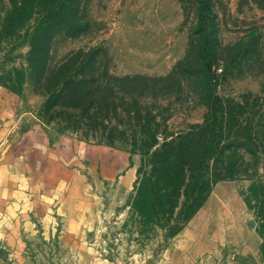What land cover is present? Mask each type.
<instances>
[{"label": "rangeland", "instance_id": "1", "mask_svg": "<svg viewBox=\"0 0 264 264\" xmlns=\"http://www.w3.org/2000/svg\"><path fill=\"white\" fill-rule=\"evenodd\" d=\"M206 128L221 176L192 218L148 221L151 154ZM256 181L264 0H0V264H236L245 243L264 259Z\"/></svg>", "mask_w": 264, "mask_h": 264}, {"label": "trees", "instance_id": "2", "mask_svg": "<svg viewBox=\"0 0 264 264\" xmlns=\"http://www.w3.org/2000/svg\"><path fill=\"white\" fill-rule=\"evenodd\" d=\"M14 6L16 10H23L15 2ZM66 78H68L69 84H75V79H72V76L67 75ZM141 78L142 76H126L124 78L115 77L114 80L134 82ZM158 79L161 78H155V80ZM213 81L215 80H208V85L206 84L209 97L214 95ZM150 86H152L151 83ZM106 91H110L109 94L118 99L117 102H111L110 108L106 105L107 110L110 109L111 112L117 113L119 105H123L126 96H120L119 93L114 92V88H107L103 90L102 94L105 95ZM95 103L96 101L93 99L89 107H93ZM126 111L131 112V110ZM150 124L151 120H148L145 128H149ZM199 128H203V126H199ZM207 130L208 128L204 132L194 130L188 134V139L171 145L166 143L164 149L153 151L149 159L151 170L140 179L134 198L135 210L145 219L151 222L172 220L177 207H179V216L190 219L201 207L203 200L212 189V184L221 176L216 172H210L208 173L210 178H207V173L203 170L206 168L205 161L208 159V155L214 152V149L209 145ZM147 134L145 140L154 139L156 135L149 131ZM181 197L184 199L180 200ZM252 200H257L260 211H262L264 207V183L262 181H256L251 185L250 194L247 197L250 206ZM258 230L264 236V224L260 225Z\"/></svg>", "mask_w": 264, "mask_h": 264}, {"label": "crops", "instance_id": "3", "mask_svg": "<svg viewBox=\"0 0 264 264\" xmlns=\"http://www.w3.org/2000/svg\"><path fill=\"white\" fill-rule=\"evenodd\" d=\"M196 227H194L193 225H189L188 227L184 228L180 234L184 235V236H188L190 235V233H197L195 232ZM245 243L244 246H242L240 252L238 253H243L244 255H248L247 256H242L243 258L236 260V264H264V259L263 257H259L257 256V249L255 248V246H251L249 244ZM249 253V254H248ZM254 253V256H252V254ZM251 254V255H250ZM241 261V262H240Z\"/></svg>", "mask_w": 264, "mask_h": 264}]
</instances>
